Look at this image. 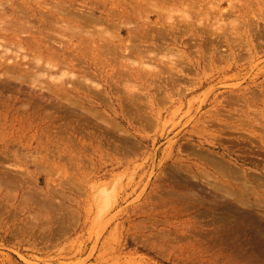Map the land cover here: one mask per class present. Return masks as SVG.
I'll list each match as a JSON object with an SVG mask.
<instances>
[{
	"label": "rangeland",
	"instance_id": "374dc122",
	"mask_svg": "<svg viewBox=\"0 0 264 264\" xmlns=\"http://www.w3.org/2000/svg\"><path fill=\"white\" fill-rule=\"evenodd\" d=\"M69 1L2 0L1 5L0 0V8H10L0 9L3 14L12 15L6 19L0 11L4 17L0 16V41L13 42L6 55L0 48V264H264V241L255 243L250 238L254 213L243 212L246 206L238 201L243 181L232 175L238 167L264 174V145L259 139L264 135V0H211L216 2L212 7L210 0L199 5L177 3L159 15L158 9L152 12L151 4H134V0ZM84 6L88 9H79ZM72 9L78 14L91 10L88 14L95 13L99 21L110 13L114 22L98 21L100 28L90 27L92 40L90 34L78 37L75 30V36L69 37L66 25L55 19L61 13L74 17ZM57 11L62 12L56 15ZM121 11L125 14L119 20ZM186 11L196 20L193 32L187 34ZM132 20L133 24L127 23ZM3 21H10L7 28ZM147 22L156 29L178 24L181 54L163 48L153 53L161 58L147 61L127 50L129 54H124V45L138 43L129 29ZM19 23L34 28L28 27L29 32ZM106 28L112 34L104 33ZM100 29L102 40H98ZM50 31L55 38H47ZM28 37L30 47H36L21 54L14 43L29 46ZM225 40L232 44V53ZM106 41L117 48L119 43L120 51L112 52L115 58L111 52L102 55ZM149 44H142L141 50L153 51ZM47 46L67 56L68 64L49 69L48 54L38 49ZM172 59L179 60L181 73L170 70ZM40 65L47 66L46 74L44 70L30 73ZM144 70H149L147 79L139 77ZM6 71H14L12 77ZM160 78L167 82L159 83ZM59 85L67 93L56 95ZM132 94L136 96L131 98ZM250 120L262 124L255 126ZM123 137L127 144L121 142Z\"/></svg>",
	"mask_w": 264,
	"mask_h": 264
},
{
	"label": "bare ground",
	"instance_id": "6f19581e",
	"mask_svg": "<svg viewBox=\"0 0 264 264\" xmlns=\"http://www.w3.org/2000/svg\"><path fill=\"white\" fill-rule=\"evenodd\" d=\"M22 1V0H21ZM37 2L39 1V0H36ZM61 1V0H60ZM94 1H96V0H94ZM94 1H93V3H94ZM99 1V0H98ZM122 1H124V0H122ZM204 0H134V4H151L152 6H153V8L155 9V11L153 10L152 12H156V9H158V10H160V11H157L156 13H157V15H159V14H161V13H164V12H168V11H170L171 10V8L173 9L176 5H177V3H183V4H201L202 2H203ZM205 1H207V0H205ZM209 1V0H208ZM211 1V0H210ZM13 2V1H12ZM18 2V1H17ZM41 2V1H40ZM53 2H55V0H53ZM57 2V1H56ZM70 3L69 4H71L72 2H73V0H70L69 1ZM90 2V1H89ZM212 2V1H211ZM209 3V4H213V5H211V7L212 6H214V3H216V2H212V3ZM2 0H1V5H2ZM6 3V1L4 2V4ZM9 3V2H8ZM7 3V4H8ZM44 3V2H43ZM42 3V4H43ZM51 3V2H50ZM58 3V2H57ZM62 3V2H61ZM60 3V4H61ZM122 3H124V2H122ZM125 3H127L126 1H125ZM208 3V2H207ZM217 3H218V1H217ZM263 3V2H262ZM9 4H11V3H9ZM15 4V3H14ZM18 4H20V1L18 2ZM30 4V3H29ZM92 4V3H91ZM219 4V3H218ZM23 5V9H24V11L26 10L24 7V4H22ZM55 5V4H54ZM57 5V4H56ZM58 5H59V3H58ZM64 4L62 3L61 4V6H63ZM74 5V4H73ZM77 5V4H76ZM76 5H75V7H76ZM80 5V4H79ZM78 5V6H79ZM126 5H129L128 3L126 4ZM205 4H203L202 6H204ZM7 7L6 8H0V9H3L4 10V12H5V9H7L8 8V5H6ZM20 6V5H19ZM66 7H68L67 6V4L65 5ZM82 6V5H81ZM87 6V5H86ZM86 6H84V7H79V9L81 10L82 8L83 9H85L86 8V10L88 9V7H86ZM89 6V5H88ZM92 6V5H91ZM94 6H97V5H94ZM122 6V5H121ZM232 6V5H231ZM235 6V5H234ZM3 7H4V5H3ZM10 7V6H9ZM74 7V8H75ZM130 7V6H129ZM193 7V6H192ZM198 7V6H197ZM201 7V6H200ZM210 7V8H211ZM17 8V7H16ZM22 8V7H21ZM21 8H18V9H20V12H21V14H23L22 16L24 17V19H25V16H24V14L25 13H23V9L21 10ZM27 8V7H26ZM58 8H59V6H58ZM64 7H62V9H63ZM73 8V9H74ZM89 8H90V6H89ZM10 9V8H9ZM9 9H7L6 11H9ZM73 9H72V11H73ZM79 9H78V12H79ZM92 9V8H91ZM94 9H96V8H94ZM132 10H133V8H131ZM130 9V10H131ZM135 9V8H134ZM209 9V8H208ZM213 9V8H212ZM238 9H239V7H238ZM61 10V9H60ZM65 11H66V9H64ZM68 12H69V14L71 15V12H70V8L68 7ZM97 10H98V7H97ZM137 10V9H136ZM189 10H192V9H190L189 7H188V11ZM235 9H233V11H234ZM1 11V10H0ZM16 11V10H15ZM32 11V10H31ZM34 11V10H33ZM58 11H59V9H58ZM57 11V14L56 15H59V13H61L62 11H60V12H58ZM65 11H63L64 13H65ZM89 11H91V10H89ZM89 11L87 12V14H84V12H79L80 14H78L76 11L74 12L73 11V13H76V14H78V16H76V14L74 15V17H71V18H65L63 15H62V13H61V15H60V17H57L56 18V15H54V18H52V19H55V20H57V22H59L60 24H62V23H64L65 25H66V27H67V29L66 30H64L65 32L68 30V31H70V34H69V37H74L75 36V33L78 35V34H80V35H78V37L79 36H81V35H84V36H88V34H90L89 36H90V38H91V35H92V32L91 31H93L92 29H93V26H97L98 27V25L97 24H99L100 22H103L104 21V24H105V22H109V23H111V20L113 19V18H111V16H110V13H106L105 14V16H103L102 17V20L101 21H99L96 17H94V15H95V13H94V15L93 14H88L89 13ZM119 11V10H118ZM177 11V10H176ZM188 11H186V14H185V18H183L184 20H183V24L185 25V33L187 34V33H190V32H193L192 31V27H194V24H195V22H196V20H194L193 18H192V15H190L189 13H188ZM192 11H194V10H192ZM192 11H191V13H192ZM200 11V10H199ZM202 11V10H201ZM230 11V10H229ZM241 11V10H240ZM2 12V11H1ZM0 12V13H1ZM38 12V11H37ZM96 12V11H95ZM131 12V11H130ZM190 12V11H189ZM195 12V11H194ZM203 12V11H202ZM226 12H228V10L226 11ZM225 12V13H226ZM234 12H236V11H234ZM8 13V12H7ZM7 13H4L3 14V12H2V14H3V16L5 15V14H7ZM19 13V12H18ZM66 13H67V11H66ZM86 13V12H85ZM100 13V12H99ZM99 13H97V14H99ZM144 13H147V12H144ZM149 13H151V12H149ZM149 13L147 14V15H149ZM159 13V14H158ZM183 13V12H182ZM216 13V12H215ZM218 13V12H217ZM239 13V12H238ZM10 14V13H9ZM115 14V13H114ZM124 14H125V11H121L120 12V14L118 15V19L119 20H121V19H123V17H124ZM139 14V13H138ZM141 14V13H140ZM168 14H170V13H168ZM177 14V13H176ZM176 14H175V16H176ZM195 14V13H194ZM193 14V15H194ZM200 14H201V12H200ZM206 14V13H205ZM233 14V13H232ZM237 14V13H236ZM11 15V14H10ZM9 15V17H11ZM28 15V14H27ZM41 15H42V13L40 14V16L39 17H41ZM145 14H143V16H144ZM153 15V14H152ZM178 15V14H177ZM197 15V14H196ZM209 16H211V15H213V13H211V14H208ZM215 15V14H214ZM1 16V15H0ZM3 16H1V19L2 18H4ZM43 16H45V12H44V14H43ZM53 16V15H52ZM139 16V15H138ZM141 16V15H140ZM161 16V15H160ZM168 16H170V15H168ZM171 16H173V15H171ZM200 16V15H199ZM216 16V15H215ZM9 17H6V15H5V18L7 19V18H9ZM17 17V16H16ZM19 17V16H18ZM18 17H17V19H18ZM35 17V16H34ZM37 17V16H36ZM36 17L34 18V19H36ZM183 17V16H182ZM198 17V16H197ZM14 18H15V16H14ZM115 18V17H114ZM143 18V17H142ZM141 18V19H142ZM146 18H147V16H146ZM164 18V17H163ZM202 18V17H201ZM200 18V19H201ZM218 18V17H217ZM223 18V17H222ZM235 20H236V18L235 17H233ZM12 19V18H11ZM20 19H22V18H20ZM17 20L18 22H20V21H22L23 22V20ZM26 19H28V18H26ZM101 19V18H100ZM131 19V18H130ZM129 19V20H130ZM134 19V18H133ZM150 19V18H149ZM171 19V18H170ZM212 19V18H211ZM3 20H5V19H3ZM14 20V19H13ZM31 20H33V19H30V21ZM118 20V21H119ZM146 20V19H145ZM173 20V19H172ZM204 20V19H203ZM208 20H209V18H208ZM217 20V19H216ZM233 20V19H232ZM11 21V20H10ZM10 21H3V24L5 23V26H6V28H7V26H8V23L10 24ZM29 21V22H30ZM36 21V20H35ZM46 21H47V19H46ZM98 21H99V23H98ZM124 21V20H123ZM123 21L121 22V23H123ZM128 21V20H127ZM170 21V20H169ZM180 21V20H179ZM226 21V20H225ZM7 22V23H6ZM22 22H20V23H22ZM31 22H33V21H31ZM30 22V23H31ZM55 23V24H59V23ZM114 22V19H113V21H112V23ZM125 22H126V19H125ZM130 22H132V23H129V22H127L128 24H133V20L132 21H130ZM171 22V21H170ZM211 21H209V23H210ZM229 22V21H228ZM228 22H227V24H228ZM1 23V22H0ZM11 23H12V21H11ZM20 23H19V25H20ZM24 23V22H23ZM26 23V22H25ZM39 23V22H38ZM49 23H50V21H49ZM53 23V24H54ZM118 23V22H117ZM121 23L119 24V25H121ZM138 23V22H137ZM157 23H160V21L159 22H157ZM172 23V22H171ZM223 23V22H222ZM224 23H226V22H224ZM2 24V23H1ZM13 24H14V21H13ZM59 24V25H60ZM63 24V25H64ZM103 24V25H104ZM124 24V23H123ZM135 24V23H134ZM212 24V23H211ZM219 24V23H218ZM230 24V23H229ZM111 25H113V24H111ZM139 25V24H138ZM155 24L153 23V22H147V23H145V24H143V25H140L139 27H136V28H132L131 27V29H129L132 33L130 34V35H132V34H134V32L136 33L135 34V37L132 35L131 37H133V38H135V40L138 42L137 44H135V43H133V44H130V46L128 45H124L126 48H124L125 49V52H124V54H132V53H136V54H138L139 56H141V58H142V60L143 59H147V58H149V59H157V58H161V56L160 57H158L157 56V53L156 54H153V53H155L156 51H160V50H163V48H165V51H167V49H171V50H175V51H177V52H179V54H181L180 52H182V48H180V45H178V41H179V43H182V41H181V38H179L180 36H181V33H179L180 32V29H179V25L178 24H176V25H170V26H167L166 28H164V27H162V28H160V29H156V25L154 26ZM160 25H161V23H160ZM4 26V25H3ZM12 27H13V25H11ZM10 26V27H11ZM20 26H23V24L22 25H20ZM34 26H35V23H34ZM40 26V25H39ZM46 26V25H45ZM53 26V25H52ZM55 26V25H54ZM131 26H133V25H131ZM211 26V25H210ZM224 26V25H223ZM230 26H231V24H230ZM14 27H15V25H14ZM13 27V28H14ZM19 27V26H18ZM27 28L26 30H29L30 28L32 29V28H34L33 27V25L31 26V24L28 26L29 27V29H28V27L26 26V25H24L23 26V28ZM61 26H59V28H60ZM90 27H92V29L90 28ZM114 27H117V29L118 28H120V27H118V26H116V24H115V26ZM114 27H112L111 28V26L109 27H107L109 30L110 29H112L113 30V32L112 33H114ZM124 27V26H123ZM227 28H228V26H226ZM5 28V27H4ZM5 28V29H6ZM43 28V27H42ZM45 28V27H44ZM43 28V29H44ZM51 28V27H50ZM68 28H70V29H68ZM98 28H100V27H98ZM97 28V29H98ZM106 28V29H107ZM200 29H202V27L200 26L199 27ZM12 29V28H11ZM11 29H10V31H11ZM16 29V28H15ZM49 28H47V30H48ZM72 29V30H71ZM89 29H91V30H89ZM95 29H96V27H95ZM97 29H96V31H97ZM102 29H105V28H103L102 27ZM104 30V33L105 32H107V33H109L108 31L109 30ZM116 29V30H117ZM128 29V28H127ZM246 29V28H245ZM4 30V29H3ZM9 30V29H8ZM7 30V31H8ZM21 30H22V27H21ZM46 30V32H45V34L47 33V32H49V30L47 31ZM57 30V29H56ZM73 30H75V31H73ZM99 30V29H98ZM111 30V31H112ZM25 31V30H24ZM32 31V30H31ZM43 31V30H42ZM52 31V30H51ZM51 31H50V36H51ZM53 31H54V29H53ZM52 31V32H53ZM96 31H94V35H96L95 34V32ZM118 31H119V29H118ZM202 31V30H201ZM2 32H4V31H2ZM29 32H30V30H29ZM72 32H73V36H70L71 34H72ZM75 32V33H74ZM99 33H98V40H102V39H99L100 38V32L102 33L103 31L100 29V31H98ZM206 32H208V31H206ZM217 31H215V33H216ZM246 32V31H245ZM14 33H17V32H14ZM34 33V32H33ZM40 33V32H39ZM67 33H69V32H67ZM106 33V34H107ZM112 33H109V35L110 34H112ZM118 33V32H117ZM211 33H213L212 31H211ZM19 34V33H18ZM16 35V36H20V34L19 35ZM35 34V33H34ZM34 34H32V35H34ZM41 34H43V36H45V34L44 33H42L41 32ZM115 34H116V31H115ZM196 34V33H195ZM205 34V33H204ZM214 34V33H213ZM264 34V33H263ZM262 34V35H263ZM37 35H38V33H37ZM36 35V36H37ZM48 36H49V34H47ZM53 36H54V34H52ZM61 35H63V34H61ZM68 35V34H67ZM103 35V34H102ZM101 35V36H102ZM114 35V34H113ZM130 35H129V37H130ZM183 35H184V33H183ZM191 35V34H190ZM189 35V36H190ZM216 35V34H215ZM108 36V35H107ZM116 36V35H115ZM115 36H113V38H116ZM191 36H193V35H191ZM197 36V35H196ZM217 36H219V35H217ZM21 38H22V35L20 36ZM25 37H27V35L25 36ZM24 37V38H25ZM31 37V36H30ZM42 37V36H41ZM109 37V36H108ZM118 37H119V35H118ZM183 37V36H182ZM17 38V37H16ZM47 38H49V39H52V38H55V37H52L51 36V38L50 37H47ZM56 38H59V37H56ZM82 38H84V37H82ZM87 38V40H86V42L88 43H90V39L88 38V37H86ZM86 38H84V39H86ZM95 38V37H94ZM120 38V37H119ZM167 38H169L170 40L168 41V43L167 42H164L163 41V39H167ZM216 38V37H215ZM248 38V37H247ZM19 39V38H18ZM31 39V38H30ZM48 39V40H49ZM61 39V38H60ZM72 39V38H71ZM83 39V41H84V43H85V40ZM93 38H91V40H92ZM116 39H118V38H116ZM190 39H192V38H190ZM195 39V38H194ZM217 39V38H216ZM17 40V39H16ZM44 42H45V39H42ZM48 40H46V42H50V40L48 41ZM54 41H56L57 42V40L56 39H53ZM62 40V39H61ZM123 40V39H122ZM221 40V39H220ZM4 42L5 41H7V40H3ZM10 41V40H9ZM15 41V40H14ZM26 41H28V43L26 42ZM25 42L27 43V45H29V46H25V45H23L22 44V41L20 42L19 41V43H17V45H15V43H14V46L17 48V49H21L22 50V53L21 54H23V50L24 49H30L31 47H30V44L32 43L31 41H29V37H28V40H26ZM39 41H40V39H39ZM59 42H60V40H58ZM81 41H82V39H81ZM128 41V40H127ZM126 41V42H127ZM198 41V40H197ZM211 41V40H210ZM226 41V40H225ZM1 42L2 41H0V48L2 49V51L1 52H3L5 55H6V53L5 52H8V50L10 51V49H9V46H10V44L9 43H12V45H13V42H9V43H4V44H1ZM31 42V43H30ZM53 44L54 43H56V42H53V41H51ZM100 42V41H99ZM130 42V41H129ZM201 42V41H200ZM249 42V41H248ZM52 43L50 44V45H52ZM104 43V42H103ZM102 43V44H103ZM131 43V42H130ZM147 43H150L149 45H151L152 44V46H153V51H150V49H142L141 50V48H144V46L142 45V44H147ZM196 43V42H195ZM194 43V44H195ZM205 43V42H204ZM203 43V44H204ZM216 43V42H215ZM218 43V42H217ZM8 44H9V46H8ZM42 44V43H41ZM60 44V43H59ZM92 45H93V42L91 43ZM102 44H100V45H102ZM126 44V43H125ZM183 44H184V41H183ZM191 44V43H190ZM210 44V43H209ZM212 44V43H211ZM258 44V43H257ZM257 44H254V45H257ZM12 45H11V48H12ZM34 45H37L36 43L35 44H33L32 46H34ZM49 45V44H48ZM75 45V44H74ZM205 45V44H204ZM214 45H216V44H214ZM226 45H227V48H228V51L230 52V53H232V44H230L229 42H227L226 41ZM242 45V44H241ZM248 46H252V44H251V41L247 44ZM57 46H58V43H57ZM76 46V45H75ZM85 46H86V43H85ZM91 46V45H90ZM89 45H88V47H90ZM104 47H105V49H106V51H105V49H102L101 51H102V55H104V53H107L108 55L109 54H111L112 52H115V50H119L120 48H119V43H118V48H117V46H114V44L112 43V42H110V41H106V44L105 45H103ZM143 46V47H142ZM152 46H149V47H152ZM183 46V45H182ZM194 47L193 46V44L192 45H190V48H192V47ZM201 46V45H200ZM206 46V45H205ZM209 46V45H208ZM207 46V47H208ZM36 47V46H35ZM35 47H32L31 48V50L32 49H34ZM59 47V46H58ZM77 48H78V44H77V46H76ZM84 47V46H83ZM92 47V46H91ZM146 47V46H145ZM189 47V46H188ZM197 47V46H196ZM199 47V46H198ZM216 47V46H215ZM85 49H86V47H84ZM83 48V49H84ZM122 48V47H121ZM224 48V47H223ZM222 48V49H223ZM38 49H41V51L42 52H45V53H47L48 54V57H46V59H45V64L46 65H48V68L50 69V68H53L54 69V67H58V69H62L61 67H65V66H62V65H66V64H68L67 62H69L70 60L68 59V58H66L67 56H64V55H61L60 54V52L59 51H55L54 50V48L52 47V46H47V47H45V48H38ZM70 49V48H69ZM197 49V48H196ZM205 49V48H204ZM252 51H253V49H255L254 47H252V48H250ZM249 49V50H250ZM20 50V51H21ZM59 50H60V48H59ZM63 50V49H62ZM126 50L129 52V53H126ZM152 50V49H151ZM202 50H203V48H202ZM212 50H213V48H212ZM224 50V49H223ZM226 50V49H225ZM256 50V49H255ZM14 51V50H13ZM16 51V50H15ZM17 51H19V50H17ZM20 51H19V53H20ZM40 51V50H39ZM64 51V50H63ZM98 51V50H97ZM120 51V50H119ZM118 51V52H119ZM219 51H221V49L219 50ZM258 51V50H257ZM256 51V52H257ZM111 52V53H110ZM144 52V53H143ZM222 52V51H221ZM225 52V51H224ZM73 53V52H72ZM173 53H175V52H173ZM32 54V53H31ZM68 54V53H67ZM112 54H114V53H112ZM111 54V55H112ZM115 54H116V52H115ZM115 54L113 55V58H115L114 56H115ZM178 54V55H179ZM254 54V53H253ZM5 55H2L3 57H5ZM33 55V54H32ZM35 55V54H34ZM37 55V54H36ZM69 55V54H68ZM85 55V54H84ZM106 55V54H105ZM104 55V56H105ZM122 55H123V53H122ZM28 56H30V54L28 55ZM40 57H38V59L39 58H41L42 60H43V58L42 57H44V53H43V56L41 57V55H39ZM69 56H71L72 57V55H69ZM119 59H120V61H121V56H120V53H119ZM124 56V55H123ZM122 56V57H123ZM25 57V56H24ZM103 57V56H102ZM178 57H180L181 59H182V57L181 56H178ZM2 57H0V59H1ZM26 58H27V55H26ZM129 59H130V57H128ZM166 58V57H165ZM168 58H169V56H168ZM8 59V58H7ZM10 59V58H9ZM145 59V61H147ZM11 60V59H10ZM9 60V61H10ZM41 60V61H42ZM122 60H124V59H122ZM142 60H141V62H142ZM163 60V59H162ZM161 60V61H162ZM38 61V60H37ZM125 61V60H124ZM145 61H143V63L145 64ZM151 61V60H150ZM179 60L178 59H172V60H169V66H170V70H172L175 74H178V73H181L182 72V69H179L178 67H179V65H180V62H178ZM74 62V61H73ZM129 62H131V59H130V61ZM165 61H162V63H164ZM31 63V62H30ZM75 63V62H74ZM73 63V64H74ZM121 63V62H120ZM143 63H142V65H143ZM153 63V62H152ZM158 63H159V61H158ZM25 64H27V66L29 65L28 64V62L27 63H25ZM123 64V63H122ZM126 64V63H125ZM1 65H3L2 63H0V66ZM75 65V64H74ZM146 65H148V64H146ZM154 65V64H153ZM6 66L8 67V68H12L13 66L12 65H10V64H6ZM26 65L24 66V68H26L27 67ZM76 66H77V64H76ZM156 66V65H155ZM164 66V65H163ZM23 67V66H22ZM22 67H20V68H22ZM47 66H45V65H40V66H37L36 67V69L34 70V71H32V72H30V70H33L34 68H29L30 70H25V72L26 73H35V72H38V71H45V72H43L44 74H46V72L48 71L47 69L48 68H46ZM152 67V66H151ZM154 67V66H153ZM19 68V69H20ZM78 68V67H77ZM80 68V67H79ZM79 68H78V70H79ZM155 68L157 69V67H154V70H155ZM7 69V68H6ZM53 69H52V71H53ZM67 69H70V67H68L67 66ZM76 68H74V70H75ZM82 69V68H81ZM80 69V70H81ZM146 69V68H145ZM9 70V69H8ZM15 70V69H14ZM47 70V71H46ZM56 70V69H55ZM54 70V71H55ZM79 70V71H80ZM151 70H153V68H151ZM153 70V71H154ZM158 70H159V68H158ZM163 70V69H162ZM161 70V71H162ZM16 71V70H15ZM63 71H64V69H63ZM69 71V70H68ZM67 71V72H68ZM70 71H72V70H70ZM85 71V70H84ZM83 71V72H84ZM152 71V72H153ZM165 70H163V72H164ZM169 71V70H168ZM7 72V71H6ZM14 72V71H13ZM12 72V73H13ZM49 72H51V70L49 71ZM66 72V71H65ZM87 72V71H86ZM89 72V71H88ZM160 72V71H159ZM7 73H11L10 71H8ZM12 73H11V77H12ZM18 72L16 71V74H17ZM25 73V74H26ZM42 73V72H41ZM43 73L42 74H40L41 76L43 75ZM57 73V72H56ZM60 73V72H59ZM69 73V72H68ZM68 73H66V75H69ZM74 73V72H73ZM72 73V74H73ZM77 73V72H76ZM76 73H74L73 75H75ZM148 73H149V70H144V71H141L140 72V78H145V79H147V75H148ZM161 73V74H160ZM159 74H158V72L156 73V74H158L159 76H161L162 77V72H160ZM15 74V73H14ZM13 74V75H14ZM36 74H38V73H36ZM65 74V73H64ZM82 74V73H81ZM154 74V73H153ZM155 74V75H156ZM23 75V77H24V74H22ZM27 76H28V74H26ZM25 75V76H26ZM48 75H49V73H48ZM61 75V74H60ZM125 75H126V73H125ZM128 75V74H127ZM126 75V76H127ZM152 75V74H151ZM172 75V74H171ZM170 75V72H169V76H171ZM26 76V77H27ZM33 76V75H32ZM38 76V75H37ZM63 76V75H62ZM84 76V75H83ZM159 76H154L153 75V78L155 77V78H158ZM14 77V79L16 78L15 76H13ZM26 77H25V79H26ZM47 77H50V76H47ZM66 77V76H65ZM65 77H64V79H65ZM88 77V76H87ZM90 77V76H89ZM17 78H22V77H20V76H18ZM29 78H31V82H32V79H34L35 77L33 76V78L32 77H29ZM68 78V77H67ZM163 78V77H162ZM162 78H160V79H157V80H162ZM180 78V77H179ZM24 78H23V80H25ZM28 79V78H27ZM39 79H40V77H39ZM165 79V78H164ZM162 80V81H159V83H161V82H163V84L165 83V80ZM17 80V79H16ZM22 80V81H23ZM59 81V79L58 80H56V79H52V82L53 81ZM66 80H68V79H66ZM81 80V79H80ZM79 80V81H80ZM92 80H95V79H92ZM127 80H128V76H127ZM130 80V79H129ZM150 80V79H149ZM152 80V79H151ZM155 80V79H154ZM154 80H153V83H155L154 82ZM169 80V79H168ZM176 79H174V81H175ZM73 81V80H72ZM77 81H78V79H77ZM173 81V82H174ZM37 81H35L34 83H36ZM51 81H50V83H52ZM70 82H71V80H70ZM83 84H85L86 85V83H85V81L83 80ZM87 82V81H86ZM116 82V81H115ZM166 82H167V80H166ZM7 83V82H6ZM49 83V84H50ZM58 83V82H57ZM60 83V82H59ZM79 84H78V86L79 85H81L82 84V82H78ZM88 83H90V81H88ZM87 83V84H88ZM48 84V85H49ZM68 84V83H67ZM92 84H94L95 85V83H92ZM97 84V83H96ZM163 84H160V85H163ZM174 84V83H173ZM36 85V84H35ZM47 85V86H48ZM61 85V84H60ZM59 85V86H60ZM84 85V86H85ZM90 85V84H89ZM89 85H87V86H89ZM10 86V85H9ZM43 86H45V85H43ZM57 86V88H56V95H59L58 93L60 92V93H67V90H66V88H64L63 86ZM64 86H66V85H64ZM69 86H71L70 84L68 85V87ZM73 86V85H72ZM98 86V85H97ZM173 87H174V85H172ZM7 87V86H6ZM49 87V86H48ZM53 87V86H52ZM51 87V88H52ZM81 87H83V85L81 86ZM100 87V86H99ZM99 87L97 88V89H99ZM158 87V86H157ZM164 87V86H163ZM169 87V86H168ZM172 87V90L174 89ZM1 88V87H0ZM8 88V87H7ZM50 88V87H49ZM49 88H47V91H48V89ZM54 88V87H53ZM87 88V87H86ZM90 87H88V89H89ZM116 88H118L117 86H116ZM68 89V88H67ZM100 89H103V88H100ZM100 89L98 90V91H100ZM115 89V88H114ZM119 89V88H118ZM117 89V90H118ZM169 89H171L170 87H169ZM71 90V89H70ZM85 90V89H84ZM107 90V89H106ZM116 90V89H115ZM158 90V89H157ZM21 91V90H20ZM69 91V90H68ZM88 91V90H87ZM103 91H104V89H103ZM130 91H132V90H130ZM161 91V90H160ZM18 92V91H17ZM51 92V90L49 91V93ZM102 92V91H101ZM105 92V91H104ZM19 93V92H18ZM52 93H53V91H52ZM85 93V92H84ZM87 93V92H86ZM90 93V92H89ZM54 94V93H53ZM52 94V95H53ZM92 95H93V93H91ZM127 94V93H126ZM56 95H54L55 97H56ZM72 95H74V94H72ZM101 95V94H100ZM99 95V96H100ZM64 97H68L67 95L65 96V95H63ZM62 96V97H63ZM76 96V95H75ZM78 96V95H77ZM90 96V95H89ZM136 95H131L130 97L131 98H134ZM62 97H61V100H62ZM63 97V99L65 100V103H66V98H64ZM79 97H81V96H79ZM95 97H97V95H95ZM94 97V98H95ZM104 98V96L102 95L100 98ZM106 97V96H105ZM126 100L128 99V98H130V97H126V96H123ZM139 97V96H138ZM58 98H59V96H58ZM75 98V97H74ZM84 98H86L85 96H84ZM83 98V96H82V98H81V100L82 99H84ZM98 98V97H97ZM102 98V99H103ZM124 98H122V99H124ZM31 99H32V97H31ZM52 99V98H51ZM68 100H70V102H72V104H73V102H74V100H71L70 98H67ZM77 99V98H76ZM87 99H89L88 97H87ZM96 99V98H95ZM38 100V99H37ZM63 100V101H64ZM79 100H80V98H79ZM85 100V99H84ZM134 100V99H133ZM77 101V100H76ZM89 101H90V99H89ZM123 101V100H122ZM128 101H130L131 103H132V101L130 100V99H128ZM70 102H68L67 101V103H69V105H70ZM85 102V101H84ZM87 102V101H86ZM91 102V101H90ZM134 102H135V100H134ZM39 103V102H38ZM75 103V102H74ZM78 103V102H77ZM92 103V102H91ZM94 103H95V100H94ZM103 103V102H102ZM136 103V102H135ZM104 104H106V102H104ZM107 104H108V101H107ZM106 104V105H107ZM111 104V103H110ZM95 105V104H94ZM139 105V104H138ZM56 106V105H55ZM58 106V105H57ZM72 106V105H71ZM74 106H76V105H74ZM74 106H72L73 108H74ZM96 106V105H95ZM109 106V105H108ZM107 106V107H108ZM112 106V105H111ZM64 107V106H63ZM91 107V106H90ZM113 108V106L111 107V108H109V109H111V110H113L112 109ZM89 109H91V108H89ZM96 109V108H95ZM75 110V109H74ZM74 110H73V113H75L74 112ZM88 110V109H87ZM75 111H77V110H75ZM88 111H90V110H88ZM88 111H86V112H88ZM97 111H99L98 109H97ZM77 112H79V111H77ZM76 112V113H77ZM66 113V112H65ZM69 113V112H68ZM115 114V113H114ZM159 116V115H158ZM162 117V116H161ZM251 121V120H250ZM255 121H257V120H255ZM259 121V120H258ZM121 122H122V120H121ZM251 122H253V123H251L252 125H257L258 123H254V121H251ZM262 124V123H261ZM261 124H258V126L259 125H261ZM249 124H247V126H248ZM255 125V126H256ZM113 127V126H112ZM263 127H264V124H263ZM262 127V128H263ZM261 128V129H262ZM70 130H71V127L69 128ZM77 130V129H76ZM63 131H64V129H63ZM72 131V130H71ZM256 132V131H255ZM264 134V133H263ZM256 138H257V136H256ZM119 139V138H118ZM122 138H120V140H121ZM127 138H125V137H123V141H121V142H124V141H126V144H127V140H126ZM259 139L261 140V143L264 145V135H261V136H259ZM119 141V140H118ZM122 145H123V143H121ZM124 144H125V142H124ZM209 155V154H208ZM207 155V156H208ZM206 156V157H207ZM205 158V157H204ZM203 158V160L205 161V159ZM222 162V161H221ZM216 163H217V161H216ZM216 163H214V164H216ZM236 163V162H235ZM219 164H220V162H219ZM222 165V164H221ZM230 165V164H229ZM241 166V165H240ZM213 167V166H212ZM220 168H222V167H220ZM219 169V168H218ZM223 169V168H222ZM219 170H221V169H219ZM215 172V171H214ZM218 172V171H217ZM220 172V171H219ZM218 172V173H219ZM222 172V171H221ZM224 172V171H223ZM232 173H235V174H232V175H234L233 177H235V180H237V179H239V181L240 180H242L243 181V183H242V185H239L240 186V189H239V191H240V195L237 193V195H239V199H238V201H240L243 205H244V207L246 206V208H244L243 209V212H245V213H247V214H252V213H254L253 215H254V221H256L255 222V227L252 229V231H250V238L252 239V241L253 242H255V243H262L263 241H264V174H257V173H254V172H250V171H247V170H244V169H241V167H238L237 168V171L235 172H232ZM228 174V173H227ZM227 174H226V176H227ZM220 175H221V173H220ZM225 177V176H224ZM225 178H229V179H232V177L230 178V176H227V177H225ZM228 179V180H229ZM233 181H234V179H233ZM237 182V181H236ZM229 183V182H228ZM238 184V183H237ZM226 185H227V183H226ZM233 186V185H232ZM227 187H228V185H227ZM232 188V187H231ZM234 188V187H233ZM237 189V191L236 192H238V188H236ZM233 190V189H232ZM234 192V191H233ZM233 194V196H234V193H232ZM237 198H238V196H237ZM236 198V199H237ZM234 200V199H233ZM237 204H240V203H237ZM234 205H235V203H234ZM237 206V205H236ZM239 206V205H238ZM232 209V211H233V209H235L234 207L233 208H231ZM228 210V209H227ZM229 210H230V208H229ZM238 210V209H237ZM231 211V210H230Z\"/></svg>",
	"mask_w": 264,
	"mask_h": 264
}]
</instances>
